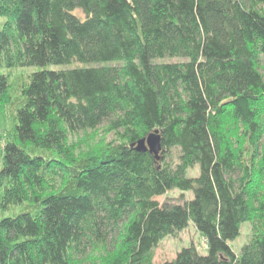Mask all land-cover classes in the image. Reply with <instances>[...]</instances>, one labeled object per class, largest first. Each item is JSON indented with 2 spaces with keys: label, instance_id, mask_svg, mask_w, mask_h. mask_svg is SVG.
I'll return each instance as SVG.
<instances>
[{
  "label": "trees",
  "instance_id": "trees-1",
  "mask_svg": "<svg viewBox=\"0 0 264 264\" xmlns=\"http://www.w3.org/2000/svg\"><path fill=\"white\" fill-rule=\"evenodd\" d=\"M0 17V68L39 66L0 72V264H154L190 221L205 252L162 264H264V0H0ZM103 125L114 143L77 153L69 135ZM156 129L158 155L131 145ZM173 188L192 195L157 199Z\"/></svg>",
  "mask_w": 264,
  "mask_h": 264
},
{
  "label": "rangeland",
  "instance_id": "rangeland-1",
  "mask_svg": "<svg viewBox=\"0 0 264 264\" xmlns=\"http://www.w3.org/2000/svg\"><path fill=\"white\" fill-rule=\"evenodd\" d=\"M78 14L83 16L82 11L78 8L75 10ZM3 17H0V22ZM39 68L38 65L31 66H17L13 68L1 67L0 72H9L12 76L17 73H29ZM107 125H103L97 129L84 131L80 133H71L69 135L70 142L74 143L77 153H86L93 150H97L107 143L115 141V133L106 129ZM114 143V142H113ZM198 173V166L188 170L189 175H196ZM181 191L177 188L168 190L166 193L158 195L157 199L160 202L164 201H181L183 197H189L192 195L190 191L180 193ZM5 214L13 213V209L4 211ZM251 232V223L244 221L241 224V232L238 236L230 240L232 248L239 252L242 246L249 240ZM192 243L196 244L198 248L205 252L206 241L204 236L196 228L193 221H190L188 225L179 232L177 236L166 235L164 236L158 246L154 250V264H162L167 259L175 257L177 251L185 246H189Z\"/></svg>",
  "mask_w": 264,
  "mask_h": 264
},
{
  "label": "water",
  "instance_id": "water-1",
  "mask_svg": "<svg viewBox=\"0 0 264 264\" xmlns=\"http://www.w3.org/2000/svg\"><path fill=\"white\" fill-rule=\"evenodd\" d=\"M131 145L138 150H150L156 155H158L159 152L162 150L161 136L158 133L157 129L148 132L144 136L132 142Z\"/></svg>",
  "mask_w": 264,
  "mask_h": 264
}]
</instances>
